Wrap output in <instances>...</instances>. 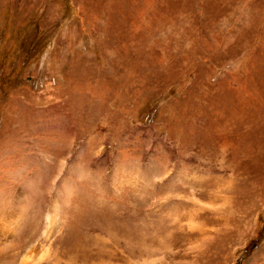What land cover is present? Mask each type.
I'll return each instance as SVG.
<instances>
[{
  "label": "rangeland",
  "instance_id": "374dc122",
  "mask_svg": "<svg viewBox=\"0 0 264 264\" xmlns=\"http://www.w3.org/2000/svg\"><path fill=\"white\" fill-rule=\"evenodd\" d=\"M0 222V264H264V0H0Z\"/></svg>",
  "mask_w": 264,
  "mask_h": 264
},
{
  "label": "bare ground",
  "instance_id": "6f19581e",
  "mask_svg": "<svg viewBox=\"0 0 264 264\" xmlns=\"http://www.w3.org/2000/svg\"><path fill=\"white\" fill-rule=\"evenodd\" d=\"M22 211H23V209H20V211L18 212V214L20 215L21 213H23ZM24 214H25V213H24ZM21 216H22V215H21ZM50 216H51V214L49 213L47 217L49 218ZM15 218H16V216H15ZM15 218H13V219H15ZM20 218H21V217H20ZM17 219H18V218H17ZM14 222H15V221H14ZM16 222H17V221H16ZM0 223H1V224H0V229L9 225V224H8V225H5V222H0ZM12 225H13V224H12ZM10 226H11V225H10ZM18 226H19V225H18ZM8 227H9V226H8ZM15 227H16V225H15ZM10 228H12V226H11ZM12 231H13V229H12ZM14 231H15V230H14ZM29 246H30V245H29ZM36 249H37V248H36ZM42 250H43V249H42ZM42 250H41V251H42ZM39 251H40V250H39ZM49 251H50V250H49ZM33 252H34V251H33ZM42 252H43V251H42ZM29 255H30V254L28 253V254H26V255L24 256V258L22 259V263H21V264H28V262H29V260H28L29 257H28V256H29Z\"/></svg>",
  "mask_w": 264,
  "mask_h": 264
}]
</instances>
